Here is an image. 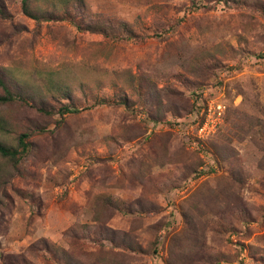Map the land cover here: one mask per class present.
<instances>
[{
  "label": "rangeland",
  "instance_id": "obj_1",
  "mask_svg": "<svg viewBox=\"0 0 264 264\" xmlns=\"http://www.w3.org/2000/svg\"><path fill=\"white\" fill-rule=\"evenodd\" d=\"M28 6L0 0V143L30 144L0 154V264H264V0Z\"/></svg>",
  "mask_w": 264,
  "mask_h": 264
},
{
  "label": "trees",
  "instance_id": "obj_2",
  "mask_svg": "<svg viewBox=\"0 0 264 264\" xmlns=\"http://www.w3.org/2000/svg\"><path fill=\"white\" fill-rule=\"evenodd\" d=\"M22 1H23V10H24L25 14H27V15L30 14L31 16H33V18L36 21L39 22L41 19L36 18L33 15V13H31V11L29 9V6H28L29 0H22ZM0 87L4 89V94H0V104L12 102V101H15L17 99V95H14L12 93V91L8 87L7 83L2 78H0ZM19 98H22V97H19ZM22 100H24V99L22 98ZM80 111H81L80 109H74V108H71L68 106L62 110V114L63 115H65L67 113L72 114V113H78ZM202 121H203V119L200 118L198 120V123H201ZM26 140H27V135H22L19 138L20 149H15V148L12 149L11 147H8L7 145L0 143V154L4 157H9L13 160H16L15 162H18V159L19 160L21 159V155H24L25 153H27L29 151L30 144ZM6 182H7V180H6Z\"/></svg>",
  "mask_w": 264,
  "mask_h": 264
},
{
  "label": "built area",
  "instance_id": "obj_3",
  "mask_svg": "<svg viewBox=\"0 0 264 264\" xmlns=\"http://www.w3.org/2000/svg\"><path fill=\"white\" fill-rule=\"evenodd\" d=\"M226 114V106L223 102L211 101L200 109L199 115L203 121L198 123L197 139L199 141L209 140L216 134L219 123L223 122ZM219 125V126H218Z\"/></svg>",
  "mask_w": 264,
  "mask_h": 264
}]
</instances>
